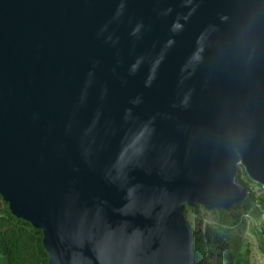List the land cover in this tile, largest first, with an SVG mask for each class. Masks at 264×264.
Here are the masks:
<instances>
[{
	"label": "water",
	"instance_id": "1",
	"mask_svg": "<svg viewBox=\"0 0 264 264\" xmlns=\"http://www.w3.org/2000/svg\"><path fill=\"white\" fill-rule=\"evenodd\" d=\"M264 187V0H0V202L47 264H193L184 211Z\"/></svg>",
	"mask_w": 264,
	"mask_h": 264
},
{
	"label": "trees",
	"instance_id": "2",
	"mask_svg": "<svg viewBox=\"0 0 264 264\" xmlns=\"http://www.w3.org/2000/svg\"><path fill=\"white\" fill-rule=\"evenodd\" d=\"M236 182L249 191L243 203L228 210L207 211L199 205L185 208L192 227L193 264H251L252 244L244 237L245 232L257 237L258 248L264 253V192L247 178L242 167ZM202 211L211 218L202 216ZM245 214L258 224L248 225ZM41 240L39 229L14 217L8 205L0 202V264H47Z\"/></svg>",
	"mask_w": 264,
	"mask_h": 264
},
{
	"label": "crops",
	"instance_id": "3",
	"mask_svg": "<svg viewBox=\"0 0 264 264\" xmlns=\"http://www.w3.org/2000/svg\"><path fill=\"white\" fill-rule=\"evenodd\" d=\"M251 264H264V253L259 250L258 244L256 247L252 246Z\"/></svg>",
	"mask_w": 264,
	"mask_h": 264
},
{
	"label": "rangeland",
	"instance_id": "4",
	"mask_svg": "<svg viewBox=\"0 0 264 264\" xmlns=\"http://www.w3.org/2000/svg\"><path fill=\"white\" fill-rule=\"evenodd\" d=\"M202 216L209 217L208 219L211 218V215L206 213L205 211H202ZM190 219L194 221L195 217H191ZM247 222H248V225H249L250 221L248 220ZM256 224H258V221H257ZM244 237H246L252 243L253 247H256V245L258 244V239H257V237L254 234H252L250 232H245L244 233Z\"/></svg>",
	"mask_w": 264,
	"mask_h": 264
},
{
	"label": "built area",
	"instance_id": "5",
	"mask_svg": "<svg viewBox=\"0 0 264 264\" xmlns=\"http://www.w3.org/2000/svg\"><path fill=\"white\" fill-rule=\"evenodd\" d=\"M260 186V185H259ZM258 190H260L261 192H264V187L263 186H260L259 188H257ZM243 217L247 220H249L251 223H253L254 225H256V222L252 220V218L248 215V214H245L243 215Z\"/></svg>",
	"mask_w": 264,
	"mask_h": 264
}]
</instances>
